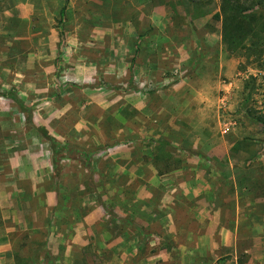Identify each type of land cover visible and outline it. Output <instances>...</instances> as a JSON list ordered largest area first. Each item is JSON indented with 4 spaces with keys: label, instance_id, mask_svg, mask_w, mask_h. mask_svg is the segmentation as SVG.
Instances as JSON below:
<instances>
[{
    "label": "rangeland",
    "instance_id": "obj_1",
    "mask_svg": "<svg viewBox=\"0 0 264 264\" xmlns=\"http://www.w3.org/2000/svg\"><path fill=\"white\" fill-rule=\"evenodd\" d=\"M220 4L0 0L2 264L264 262L247 238L264 212V64L226 49ZM237 210L235 251L195 254V216L232 228Z\"/></svg>",
    "mask_w": 264,
    "mask_h": 264
},
{
    "label": "trees",
    "instance_id": "obj_2",
    "mask_svg": "<svg viewBox=\"0 0 264 264\" xmlns=\"http://www.w3.org/2000/svg\"><path fill=\"white\" fill-rule=\"evenodd\" d=\"M60 14L62 17L63 10ZM215 17L221 20L222 42L230 53L255 63L257 68L264 64V0H221L220 12ZM60 34L62 36V32ZM257 121L264 128V117L259 116ZM39 131L51 141L53 153L56 154L55 140L43 128H39ZM239 147L240 143H236L231 151L236 153ZM256 157L253 155L247 165ZM48 256L46 253L45 259Z\"/></svg>",
    "mask_w": 264,
    "mask_h": 264
},
{
    "label": "crops",
    "instance_id": "obj_3",
    "mask_svg": "<svg viewBox=\"0 0 264 264\" xmlns=\"http://www.w3.org/2000/svg\"><path fill=\"white\" fill-rule=\"evenodd\" d=\"M228 62H225V60L223 59V66L225 64H227ZM239 154H242L241 152H236L232 155L234 156H238ZM241 155V156H242ZM227 156L229 161H232L231 157L232 156H228L227 152H223V158ZM261 161V165L264 166V155L259 159ZM198 207V206H197ZM205 207V206H204ZM237 207V206H236ZM195 220L199 223L204 222V224L207 223L208 227L204 229V231L200 234L197 232H193L194 234H189L187 233L189 239H193V241L195 242V249L194 253L195 254H205V255H210V256H215V258H217L216 256L219 254H223V248L229 249L233 247L234 251H235V241L237 242L238 240L243 239V235H242V230L238 231V226L236 225L238 222L240 221V217L238 215V210L236 211L235 217H233V220L235 219V226L232 228H224L223 227V218L219 215H213L212 213L209 214H205V216H195ZM258 220L261 221V225L258 224ZM251 229L249 230V236H247V238H250L253 241V247H256L257 249V254L260 255V257L263 255L264 253V212L262 214H253L252 217L250 218V222ZM165 225H166V220H165ZM172 225V223H171ZM173 227V225H172ZM218 230L220 239L217 240V234L216 231ZM177 228L174 227L173 232L178 233V231H176ZM175 230V231H174ZM241 231V232H240ZM192 236V238H191ZM236 239V240H235ZM174 242H177V240H175ZM173 242V243H174ZM176 244V243H174ZM176 247H172V249L174 250ZM198 250V251H195ZM231 253L232 250H230ZM256 255V252L254 253ZM9 255V256H13V252H12V248L11 245L9 243V239H7V237L5 235H2L0 237V264H2L4 262V258ZM254 256V255H253ZM12 259H7L6 258V262H9V264H11L10 262H12ZM216 260V259H215ZM260 264H264L263 261H260ZM255 260V264H256ZM258 262V261H257Z\"/></svg>",
    "mask_w": 264,
    "mask_h": 264
}]
</instances>
